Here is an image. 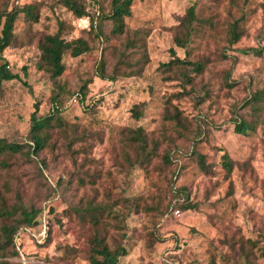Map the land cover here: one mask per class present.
<instances>
[{
    "label": "rangeland",
    "instance_id": "1",
    "mask_svg": "<svg viewBox=\"0 0 264 264\" xmlns=\"http://www.w3.org/2000/svg\"><path fill=\"white\" fill-rule=\"evenodd\" d=\"M1 1L10 7L38 2L41 11L31 25L19 15L16 38L4 50L9 68L19 77L0 89V138L28 141L32 113L38 107L39 115L47 114L55 96L63 106L59 116L76 124L83 136L73 146L78 153L71 152V139L56 127L51 146L38 156L0 155L9 164L0 163V195L9 206L21 196L24 206L49 211L51 219L46 242L27 230L16 238L21 255L0 259L12 264H90L88 223L70 209L110 193L113 199L141 204L138 213L127 216L123 231L109 233L111 245L128 249L122 264H264V0H135L132 15L125 18L126 34L112 33L113 21L105 17L111 0H87L90 16L82 18L60 0ZM191 5L198 21L187 53L173 37ZM233 22L242 36L230 44L228 25ZM60 23L65 38L84 36L90 51L66 55L65 71L54 81L38 68L39 40L56 32ZM248 47L259 51H241ZM171 48L180 58L203 60L209 67L201 74L189 70L188 78L194 80L188 82L174 68L162 66L173 58ZM101 59L114 81L95 75ZM227 72L231 87L225 83ZM84 86L88 95L80 104L73 95ZM258 92L259 109L258 103L253 107ZM136 106L142 112L139 119L133 115ZM175 109L184 118L177 129L166 117ZM237 117L255 122L256 129L236 132ZM139 126L163 141L151 163L131 165L137 160L123 157L121 152L130 147L121 140L126 127ZM166 150L175 159L172 164L162 159ZM193 150L205 155L207 170ZM224 154L232 171L222 163ZM171 178L188 190L186 200L177 202L179 215L167 209L174 197ZM180 203L190 207L183 209ZM131 208L129 203L120 206L126 213ZM72 248L79 249L77 254Z\"/></svg>",
    "mask_w": 264,
    "mask_h": 264
},
{
    "label": "trees",
    "instance_id": "2",
    "mask_svg": "<svg viewBox=\"0 0 264 264\" xmlns=\"http://www.w3.org/2000/svg\"><path fill=\"white\" fill-rule=\"evenodd\" d=\"M61 3L70 10L76 17L82 18L90 16L88 12L87 0H60ZM135 0H111L110 11L105 14V17L113 21L112 33L113 34H126L128 31L125 18L132 15V5ZM9 3V2H8ZM6 3L5 5L0 0V89L2 84L6 81L18 78L17 73L12 72L9 68V62L4 56V50L12 45L15 36V24L21 13L24 14V19L28 24H33L39 21L41 7L38 2L24 4L23 6H11ZM198 21L197 8L195 5L188 7L185 15L180 19L176 27L173 41L177 47L184 48L189 53V47L194 40V33L197 31L196 23ZM91 28H96L95 20L90 19ZM63 24L60 23L58 30L54 33L44 35L39 41L40 58L38 60V68L46 71L50 78L56 81L65 71L66 65L64 62L65 56L70 55L78 57L90 51L89 41L84 36H79L72 39H67L63 36ZM229 42L233 44L237 42L242 32L238 27V23L233 22L228 25ZM130 40V39H129ZM128 44H133L129 41ZM241 51L245 54L259 51L258 48L248 47L243 48ZM172 59L169 62L162 63V66L173 69L176 73L181 74L187 78L188 82H192L194 78L190 77L188 72L195 71L199 74L203 73L209 67L208 62L203 60H192L190 58H180L174 48H171ZM227 57V56H225ZM124 58V57H122ZM97 77L114 81L115 75L108 74L105 68V60L101 59L96 68ZM231 77V72L226 74V85L231 87L232 83L228 82ZM86 86L80 92H75L74 99L84 104L87 99ZM255 103L253 107H261L259 100L262 99V92L253 95ZM250 97V102L253 101ZM59 101V96L54 97V102L51 110L45 115L38 114V107L31 115V127L26 142H11L5 138H0V155H16L25 154L27 157H35L40 154L46 147L51 146L53 138V129L58 127L67 138L71 140L68 142V148L73 153H78L79 150H73L76 141H80L83 133H80L76 124H70L63 121L59 116L61 109H63ZM133 115L139 119L141 111L134 108ZM166 117L174 122L175 128L183 126V119L181 112L175 109L172 113H167ZM69 126H72L70 132ZM256 129V123L247 120L244 117H237L235 119V131L241 134H247L250 130ZM78 132V133H77ZM159 137H151L142 127L130 128L126 127L123 131L121 142L124 147L129 146L135 151V155L130 148H125L121 154L124 158L129 160L136 159L137 162L131 165L140 164L146 165L159 156L158 149L162 143ZM81 149V148H80ZM83 151L87 152V147L83 146ZM133 153V154H132ZM194 155L197 157L199 166L207 170L205 162V155L193 150ZM162 159L167 164H172L175 159L170 150H166L162 155ZM76 160V158H75ZM1 165L9 166L8 162L4 159L0 160ZM223 165L228 171H232L233 163L227 154L223 155ZM177 174L175 173L174 176ZM81 185H85L84 179H79ZM171 190L174 197L167 205L168 211L174 212L177 207V202H184L188 190L182 186H176L171 178ZM129 203L132 208L130 212H123L120 206ZM181 206V203H180ZM183 209H188L190 205L181 206ZM82 220L88 223V237L86 257L90 264H122V257L128 254V249L124 244L111 245L109 242L110 230L123 231L126 227L127 216L129 214L138 213L141 210V204L138 200L129 198H115L113 199L110 193H106L101 200L90 199L84 203L75 205L70 209ZM181 211V210H180ZM165 212V211H164ZM67 214L69 212L66 211ZM0 258L9 256H20L21 252L16 244V238L23 232L30 230L38 234L41 239L40 242L44 243L51 233V219L49 211L43 213L42 208L37 206H24L21 196H18L17 204L9 206L3 195H0ZM45 226V235L41 232ZM34 233V235H35ZM126 233L122 234L125 237ZM70 249V248H68ZM71 251L77 254L79 249L72 248ZM0 264H12L10 261L0 259Z\"/></svg>",
    "mask_w": 264,
    "mask_h": 264
},
{
    "label": "built area",
    "instance_id": "3",
    "mask_svg": "<svg viewBox=\"0 0 264 264\" xmlns=\"http://www.w3.org/2000/svg\"><path fill=\"white\" fill-rule=\"evenodd\" d=\"M175 213H177L179 215L180 214V210L176 209ZM41 234L45 235V226H44V229L42 230ZM170 264H172V263H170Z\"/></svg>",
    "mask_w": 264,
    "mask_h": 264
}]
</instances>
